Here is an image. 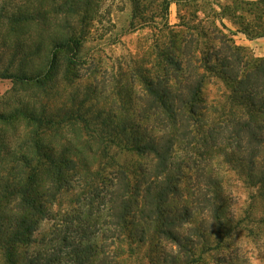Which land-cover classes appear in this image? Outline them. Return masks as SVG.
I'll return each mask as SVG.
<instances>
[{
	"label": "trees",
	"instance_id": "obj_1",
	"mask_svg": "<svg viewBox=\"0 0 264 264\" xmlns=\"http://www.w3.org/2000/svg\"><path fill=\"white\" fill-rule=\"evenodd\" d=\"M127 1V30L150 22L155 29L148 67L134 68L125 84V98L136 94L133 103L119 100L114 115L100 120L87 114L92 104L84 100L74 110L47 97L0 113L5 127L21 131L14 146L5 135L0 264H128L123 243L144 244L153 236L182 250L181 258L171 256L173 264H196L198 242L202 248L216 242L204 254L234 228L220 215L227 205L223 175L212 165L218 158L243 171L264 203V57L246 55L231 37L264 36V0H230L222 13L211 9L217 18L229 15L235 31L221 29L215 17H197L203 4L170 25V5L187 6L186 0ZM100 7L102 0H0V80L49 95L58 74L69 80L83 67L95 73L80 52ZM208 75L228 87L227 102L208 100ZM18 126L10 127L13 135ZM198 177L204 184L193 183ZM201 212L210 213V225L195 215ZM52 220L38 239V229ZM194 220L195 237L178 231ZM106 239L116 246L110 249ZM153 258L166 262L165 255Z\"/></svg>",
	"mask_w": 264,
	"mask_h": 264
},
{
	"label": "rangeland",
	"instance_id": "obj_2",
	"mask_svg": "<svg viewBox=\"0 0 264 264\" xmlns=\"http://www.w3.org/2000/svg\"><path fill=\"white\" fill-rule=\"evenodd\" d=\"M185 0H182L184 2ZM187 6L183 4L177 6L172 3L169 8L168 23L170 25L180 23L179 17L186 16V19L193 13L196 6L204 5L203 11H197V17L209 16L210 21L215 17L216 24L223 29L222 26L235 31L237 26L233 24V20L226 15L217 18V15L212 12L215 10L222 13V7L230 4V0H194L196 4H192V0H186ZM255 1V0H247ZM193 2V3H194ZM193 5V6H192ZM100 16L88 26L85 42L82 44L80 57L91 66L95 73L89 74L90 70H85V67L76 71L77 75L69 80H63L58 74L57 82L51 84L50 94H40L41 91L32 87H25L18 83H13L9 80H0V113L5 115L12 108L23 105L26 102H31L34 105L38 102H43L48 98L55 107L63 104L69 108L76 109L78 101L84 100L86 107L91 106L89 115L96 114L99 120L105 117L114 115V103L119 100L126 99L132 101L136 100V94L125 98L129 94L128 89L125 88L126 81L130 78L131 73L137 66L148 67L150 62V54L147 47L153 41V33L155 29L151 28L153 25L150 22V27L138 29L136 31H128L127 25L131 19V4L127 0H102V7H100ZM215 15V16H214ZM194 23H197L194 21ZM225 31V30H224ZM237 33L231 36L238 46H243L246 55L253 57H264V36L254 38L260 42L257 46H245L241 43V39L251 40L245 35L241 34L238 38ZM242 37V38H241ZM243 40V41H244ZM203 41V40H202ZM260 50H257V49ZM22 51V50H18ZM7 57V55H5ZM36 58L33 63H36ZM59 73V72H58ZM60 79V80H59ZM136 80V79H135ZM133 88V87H132ZM135 90L137 91V84L135 82ZM205 94L210 101H219L225 103L230 94L228 87L225 83L214 75H208L204 84ZM47 97V98H46ZM123 97V98H121ZM100 107L97 111L96 108ZM108 112L112 114L108 115ZM62 114V111L58 113ZM17 123V122H16ZM15 124V123H14ZM18 126V125H16ZM5 127V122H0V173H3L5 167V135L6 145L14 146L16 137L20 135V127L17 133L13 135V130L10 127ZM130 160V159H128ZM132 161V160H130ZM212 165L215 170H219L223 175V194L225 205H227V213H220L222 219L225 221L226 228L234 227L233 230L220 234L223 236V242L217 248L204 252L208 246H215L216 242L210 245L201 247L198 242L196 247L195 256L200 260L196 264H264V225L261 224V218L264 217V203L259 193L258 186H254L245 178V174L240 169H235L222 162V158L213 160ZM206 170L205 172H207ZM225 172V174H223ZM199 185L204 184V178H197L193 183ZM62 209L64 206L61 207ZM55 213H60L56 211ZM94 213H98L97 206L94 207ZM201 215L204 221L210 225V213H196ZM60 216H57V219ZM105 219H102L104 221ZM52 221H46L41 225L37 231L36 237L40 239L54 226ZM112 219L105 220L104 225H111ZM56 223V221L54 222ZM196 221L184 223L178 231L184 236H194L193 226ZM210 226H205V229ZM105 228V226H104ZM226 229V230H227ZM154 234V233H153ZM111 235V234H108ZM210 240L216 241L212 235L206 234ZM195 237V236H194ZM156 236L148 239L144 244L138 243H123L126 249L125 253L128 256V264H173L171 256H178L182 250L167 240H157ZM198 239V238H197ZM106 245L109 248H114L116 245L111 244V240L106 239ZM130 253V254H129ZM162 253V254H161ZM203 254V255H202ZM166 257V262L158 261L153 258L154 256ZM151 259L153 260L151 262ZM177 264H186L180 262Z\"/></svg>",
	"mask_w": 264,
	"mask_h": 264
},
{
	"label": "crops",
	"instance_id": "obj_3",
	"mask_svg": "<svg viewBox=\"0 0 264 264\" xmlns=\"http://www.w3.org/2000/svg\"><path fill=\"white\" fill-rule=\"evenodd\" d=\"M239 36H241V34H238V38H240ZM242 38V37H241ZM244 39L242 38L241 39V43L243 44V45H245V46H249V47H251V46H257V45H259L260 44V42L258 41V40H244ZM257 50H260L259 48L257 49Z\"/></svg>",
	"mask_w": 264,
	"mask_h": 264
}]
</instances>
